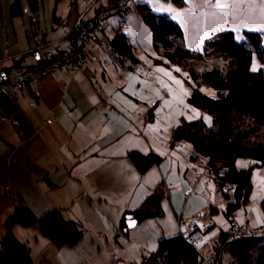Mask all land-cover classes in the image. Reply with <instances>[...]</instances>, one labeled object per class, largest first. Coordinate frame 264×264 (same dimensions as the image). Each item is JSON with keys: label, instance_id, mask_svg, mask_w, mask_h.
<instances>
[{"label": "crops", "instance_id": "crops-1", "mask_svg": "<svg viewBox=\"0 0 264 264\" xmlns=\"http://www.w3.org/2000/svg\"><path fill=\"white\" fill-rule=\"evenodd\" d=\"M155 1L146 0V3ZM193 2L199 5L192 10L193 15L196 13L194 16L200 18L201 34L205 33L202 39L221 31L239 37L241 32L254 31L257 25L264 23L260 0ZM95 7L98 4L93 2L75 10L59 38L47 40V31L43 29L45 43L66 48L65 36L77 15L86 13L90 16ZM20 14L12 16L10 32L4 22L6 13L0 14L3 19L0 21V66L3 68H9L21 56H24L22 66H32L37 61L32 55L37 46L28 22L29 14L26 13V22ZM36 15L40 26L41 17ZM192 20L189 16V21ZM56 21L59 23V19ZM53 29L56 28L52 27L51 31ZM60 41H64V47L59 46ZM100 55L103 56L102 51L95 49L93 59L88 61V67L94 73V67L101 63ZM98 77L99 86L107 96L105 100L89 90L85 76L64 70H57L21 92H5L24 127L17 133L16 125L0 115V237L4 221L21 204L35 216L51 209L60 210L64 221L91 229H84L90 241L98 235L107 240V235L115 233L121 216L137 209L159 183L167 188L164 213L158 219L155 231L145 235L137 233L140 240L128 245L132 249L120 252L122 259L126 257L140 263L155 251L160 240L180 234L179 219L192 220L200 234L201 228L209 232L208 236L212 235L215 227L212 216L217 213L210 214L208 209H224L226 203L224 197L214 191L210 176L191 159L193 156L168 146L158 148L152 139L147 141L137 118L145 112L148 102L142 104L136 98L130 104L118 102L115 91L103 82L104 73ZM130 151L154 153L162 160L140 176L127 158ZM246 212L243 213L244 222H236L237 227L264 230V215L258 206L250 213ZM12 232L27 246L31 264H61L62 257L75 258L83 249L86 238L83 232L77 245L56 248L39 234L36 226H16ZM132 234L125 233L127 238ZM216 237H213L210 250L216 245ZM209 247L205 244L204 249ZM46 252L56 255V259L48 261L44 257ZM113 253L119 259L117 252Z\"/></svg>", "mask_w": 264, "mask_h": 264}, {"label": "trees", "instance_id": "trees-1", "mask_svg": "<svg viewBox=\"0 0 264 264\" xmlns=\"http://www.w3.org/2000/svg\"><path fill=\"white\" fill-rule=\"evenodd\" d=\"M113 1L108 0L106 5L93 8V12L101 8L109 11ZM162 1L171 3L177 8L186 5L184 0ZM145 5L136 6L147 10L148 6ZM10 12L9 16H14ZM127 12L129 7L122 12H112L109 17ZM144 21L154 37L153 50L157 56L154 61L167 69L173 68V74L179 77L188 88L187 106L210 117L209 126L204 125L201 120L186 122L180 118L178 125L170 131L168 148H175L178 142H188L198 159L205 163L223 162L225 164L223 172L205 171L212 180L214 191L221 194L224 199L229 200V196L232 198L226 203L225 211L222 213L229 228L220 233L219 242H221L234 227H237L236 213L246 211L252 194L253 172L264 166V33L243 31L237 42L232 32L221 31L204 40L203 51L217 58V63L222 68V71L213 79L216 99H210L199 90L201 69L195 61L194 52L184 47L181 27L163 14L146 13ZM125 41L126 38L123 35H116L110 39L106 36L105 52L114 65L137 66L140 61L131 54ZM224 57L226 62H222ZM23 59L24 56L19 57L9 68L20 66ZM253 59L261 65V68L256 71L250 69ZM29 87L27 84L25 89ZM155 105L147 107V112L143 116L146 123L153 120ZM0 115L16 125L17 133L23 130L22 118L3 92H0ZM127 158L140 176L162 160V157L157 154H142L137 151L128 152ZM191 159L198 162L197 158ZM239 163H243V166H239ZM224 188L230 189L226 195L222 193ZM166 196L167 188L159 183L137 209L125 212L121 216L114 235L117 237L127 233L125 231L127 216H130L136 224L160 218L164 213L162 205ZM258 207L264 215V201H260ZM208 210L210 214L218 212V209L214 207H209ZM16 226L23 228L36 226L39 234L56 248L77 245L84 232L83 226L79 223L64 221L60 210L51 209L41 216H35L26 206L19 204L2 226L0 264H31L27 246L13 235L12 230ZM258 233H260L259 236L245 233L239 240L222 247L216 244L211 250L220 256V262L225 257L229 260V264H264V230H259ZM203 253L186 245L178 235L160 240L155 251L147 258L163 259L168 263L198 264Z\"/></svg>", "mask_w": 264, "mask_h": 264}, {"label": "rangeland", "instance_id": "rangeland-1", "mask_svg": "<svg viewBox=\"0 0 264 264\" xmlns=\"http://www.w3.org/2000/svg\"><path fill=\"white\" fill-rule=\"evenodd\" d=\"M74 1L0 0V14L6 13L4 22L6 23L9 32L11 31L10 28H12V18L18 16L19 12H21L20 16L24 22H26V13L39 14L41 17L39 26L40 30H46L47 40H51L52 38H59L61 33L67 29V20L68 18L71 19L75 10H80L85 5H89L93 2H96L98 6L106 2V0ZM184 1L186 4L185 7L177 8L173 4L161 0H156L153 3H146V0H133L128 5L129 12L126 14L112 15L108 18L105 34L108 39L113 38L116 35H123L126 38L125 43L130 49L131 54L137 58L140 63L134 67L114 65L107 53L102 51L103 56L100 55L101 63L94 67L96 75L94 71L88 67L98 79V82L100 78L98 76H100L101 73H104L103 82L109 86L110 90L115 91V96L118 102L130 104L131 100L135 98L142 104L148 102V105L144 108L145 112H147V107L156 104L153 110V120L150 123H146L142 120L145 112L139 114L137 121L140 125V130L144 135L143 137H145L147 141H151L152 139L153 143L156 144L158 148H166L168 146L170 131L178 125L177 120L180 118H183L186 122L201 120L206 126L210 125L211 120L207 114L187 106L186 100L189 97L188 88L179 77L173 74V68L171 70L167 69L154 61L157 59L153 50L154 37L150 32L149 26L144 21L146 13L167 15L170 20L180 24L183 38H185L184 47L189 51L194 52L195 61H197L201 69V72H199V77H201L199 80V90L206 97L216 99V87L213 79L222 71L220 64L217 63V58L209 52L203 51V42L205 39L202 38L205 33L203 32V34H201L202 24L199 21L200 18L194 16L196 13L193 15L194 10H192L199 5L195 4L193 0ZM260 3L262 4L264 16V0H260ZM139 4H146L148 6L147 10L144 7L136 6ZM10 11L14 17L9 16ZM189 16H192V21H189ZM56 19H59V23H56ZM2 20L3 19L0 17L1 22ZM52 27L56 29L51 31ZM254 32H264V23L262 25H257L254 28ZM209 36L211 37V35H207L205 38H210ZM238 40V37H236L237 42ZM60 42L59 46L64 47V41ZM35 43L36 41L34 39V45L37 46ZM222 62H226V57L222 58ZM253 68L256 70L261 68V65L255 59L252 60L250 67L251 71H253ZM194 158L198 159V156L196 155ZM251 185L252 194L249 198L250 203L248 201L249 205L247 204L248 209L246 210V213H250L254 207H257L258 202L264 201V166L253 172L251 176ZM228 199L230 201L232 200L230 196ZM229 200L224 199L223 201L224 203H228ZM254 202H256L255 205ZM162 211H164L163 205ZM224 211V209L218 208L217 214L212 216V222L215 224V227L212 228V235L208 236L209 232L200 228L201 234L203 235H201L203 238V244L202 247L196 248V250L205 253L209 252L215 235L217 236L215 239L217 242L215 244L219 243L220 233L227 231L229 228V224L222 214ZM243 215L244 214L240 211L236 213L235 219L237 223L242 224L244 222L245 216ZM158 219L159 218L146 220L142 222L144 224L141 223V225L139 224L137 227L127 231V233H133L132 237L129 238H127L126 235H118L116 237L113 234L112 236L107 235V240L93 238V240L90 241L86 236L87 233L84 231L86 238L83 240V249L81 252L78 253L75 258L68 257V259H66V256L62 257L64 260L60 263L113 264L110 255L106 253V249L103 246L104 240H106L108 245L112 247V251L117 252L119 259L124 263L139 264V261L134 262L126 259V257H123L122 259L120 252L125 249H132L128 245H134L136 244L135 241L138 242L140 240L138 234L141 233L142 235H145L155 231ZM84 227L85 226H83V229ZM259 235L260 233L255 234L254 236ZM205 244H207L208 247L210 246L209 249H204ZM44 257L48 259V261L56 259V255L47 252L44 254ZM229 263L230 262L227 258H222L221 264Z\"/></svg>", "mask_w": 264, "mask_h": 264}, {"label": "built area", "instance_id": "built-area-1", "mask_svg": "<svg viewBox=\"0 0 264 264\" xmlns=\"http://www.w3.org/2000/svg\"><path fill=\"white\" fill-rule=\"evenodd\" d=\"M133 0H114L109 11L101 8L87 16L86 13H80L72 29L66 34V48L60 49L55 44L45 43L42 31L38 26V17L35 13H30L28 22L32 31L33 38L37 47L32 51V55L37 61L32 66H14L3 68L0 66V92L18 93L25 89L26 85L33 86L41 79L52 75L57 70H64L68 73H78L84 75L89 81V90L102 99H107L99 86L98 79L89 70L87 62L93 57V50L106 49L105 29L109 14L112 12H122L127 9ZM175 148L186 153L189 156H196L193 147L188 142H178ZM198 165L202 166L204 171L223 172L225 164L223 162L205 163L198 159ZM229 188H224L222 193L228 194ZM178 228L181 239L186 245L199 248L202 247L203 238L198 231L197 224L192 220L179 219ZM258 230H252L246 227H234L227 237L218 243V247L239 240L243 234H257ZM113 264H126L121 262L117 256L110 254ZM141 264H183L168 263L163 259L147 257L141 261ZM198 264H221L220 256L213 250L202 254Z\"/></svg>", "mask_w": 264, "mask_h": 264}, {"label": "water", "instance_id": "water-1", "mask_svg": "<svg viewBox=\"0 0 264 264\" xmlns=\"http://www.w3.org/2000/svg\"><path fill=\"white\" fill-rule=\"evenodd\" d=\"M135 225H136V222H134L130 216L125 217V227H126L125 231H129V230H131L132 228L135 227ZM84 229H86V230H91L89 227H84ZM98 239H105V238H103V235H98ZM103 246H104L105 249H106V253H107L108 255H110L111 252H112V247H110V246L108 245V243H107L106 240H104V244H103Z\"/></svg>", "mask_w": 264, "mask_h": 264}, {"label": "snow or ice", "instance_id": "snow-or-ice-1", "mask_svg": "<svg viewBox=\"0 0 264 264\" xmlns=\"http://www.w3.org/2000/svg\"><path fill=\"white\" fill-rule=\"evenodd\" d=\"M256 69L255 68H253V71H255Z\"/></svg>", "mask_w": 264, "mask_h": 264}]
</instances>
